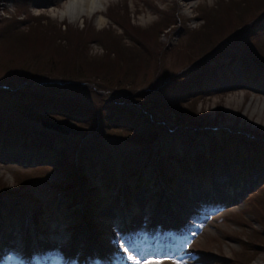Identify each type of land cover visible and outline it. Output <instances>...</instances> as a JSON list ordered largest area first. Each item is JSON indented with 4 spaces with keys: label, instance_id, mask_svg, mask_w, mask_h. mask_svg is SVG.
Instances as JSON below:
<instances>
[{
    "label": "rangeland",
    "instance_id": "1",
    "mask_svg": "<svg viewBox=\"0 0 264 264\" xmlns=\"http://www.w3.org/2000/svg\"><path fill=\"white\" fill-rule=\"evenodd\" d=\"M63 1L66 0H0V85L16 84L18 77H25L30 82L22 90L67 93L76 109L86 111L90 108L94 114L101 113L103 117L105 114L104 119L111 124L130 127L134 124L131 116L135 112L139 118L146 114L150 122L156 118L165 120L168 129L159 136L157 142L160 144L147 145L121 140L119 137L125 138L124 131L119 134L91 133L87 139L83 135L84 140L78 133L58 137L44 129L40 119L25 111L29 107L30 110L37 108L43 98L25 95L35 102L31 106L28 100L19 98L18 95H22L20 89L12 94H0V225L3 229L0 233V264H13V261L14 264H39L42 259L46 261L44 264H67V253L73 254V264L83 258L90 260L85 264H92L94 260H98V264H122L109 250L123 248L129 252L131 246L134 252L136 246L141 248L145 236L133 226L143 224L148 229L152 225L157 235L164 228L173 232L163 223L155 225L154 219L160 208L170 209L168 201H158L155 213L149 211L143 217L142 205L139 207L135 199L140 201L145 193L137 189L131 194L133 182L144 170L152 171L158 150L164 159L171 156L177 162V158L186 156L185 153L193 150L197 153L199 148L195 150V145L201 148L204 144H213L219 151L227 145V151L219 155L221 166L226 164L237 174L236 178H247L248 182L257 168L261 172L259 179L252 180V186L240 196L233 194L235 183L225 180L227 185L224 182L220 187L224 189L226 185V191L221 195L225 200L228 197L227 204L215 215H209L205 210V215L190 221L192 236L187 238L186 246L198 252L186 255H181L183 251L146 252L140 258L137 254L136 264L146 261L190 264L189 257L195 254L203 260L202 264H256L257 260L264 264V163L258 159L259 147L256 151L251 150L253 146L264 144V111L252 112L255 104H264V77H256L247 54L238 53L235 47L233 51L230 49L233 59L230 65L198 61L201 55H206L204 50L213 36H228L242 25L247 26V22H251L247 27L253 37L249 35L246 40L236 42L247 48L245 51L249 54L257 48L264 50V16L263 24L255 23L257 15L264 10V0H211V3L209 0H108L101 12L102 23H98V13L75 20L54 15L51 8L61 7ZM119 21L124 25L118 24ZM204 69L205 75L202 74ZM193 73L194 77L206 78L198 86L200 93H206L200 98L194 86L197 81L191 79ZM31 77H34L32 81ZM59 77L82 82L78 86L70 85L68 89L46 86L50 83L46 79ZM184 77L187 78L184 80ZM217 78L221 84L212 86L219 82ZM230 78L234 80L231 82ZM96 82L108 88L102 93ZM155 83L167 85L166 90L157 95L161 97L165 93L175 98L172 101L178 100L181 114L185 113L183 119L177 120L175 112L165 102L155 104L126 98V93L152 88ZM74 87L83 94L84 89H89L90 96L76 95ZM153 92L156 94L157 91ZM191 92L198 98L193 100ZM149 95L143 97L150 99ZM53 101L57 104V100ZM45 105L50 106V102L47 100ZM126 108H131L132 112L126 113ZM33 112L36 114L35 110ZM58 113L48 116L60 118ZM44 114L41 111L39 116ZM68 121L72 124L71 119ZM175 124L183 126L181 136L179 132L171 131L170 127L176 128ZM82 129L92 131L89 127ZM130 135L132 133H128ZM233 139L235 142L229 144ZM72 144H79L76 145L80 152L76 165H67L64 171L54 167L69 162L66 150L70 148L65 146ZM208 145L204 146L207 148ZM259 149L264 150V146ZM206 154L215 157V151ZM157 164L160 168L161 163ZM75 168L82 172L77 181L68 178ZM160 174L166 179L167 172L160 171ZM61 177H66L64 181L71 185L77 182L73 190L72 187L67 190L56 186ZM26 182L29 186L18 193L19 184L22 186ZM80 194L95 199L84 201ZM130 196H133L135 205L131 207L135 211H131L132 215L119 216L116 221L109 200L119 201L126 207ZM70 201L80 205L69 208L66 204ZM179 204L174 207V218H185L188 210L199 214L194 206L201 205L202 201L191 197ZM72 212L79 217L76 222L65 219ZM35 225L45 232H37ZM70 225H81V229L76 230L77 239L71 242L67 239L72 233L66 228ZM91 235L104 248L99 252L104 253L105 261L96 259L98 248L94 243L91 248ZM158 240L159 237L153 238V242ZM47 245L59 252L50 254ZM87 250L89 252L84 253ZM50 255H54L53 258Z\"/></svg>",
    "mask_w": 264,
    "mask_h": 264
},
{
    "label": "trees",
    "instance_id": "2",
    "mask_svg": "<svg viewBox=\"0 0 264 264\" xmlns=\"http://www.w3.org/2000/svg\"><path fill=\"white\" fill-rule=\"evenodd\" d=\"M240 19H242V18H240ZM240 19H238V20H240ZM240 22H242V21H240ZM118 24L124 25V23L122 21H119ZM249 35L251 37H253L250 34V32H248L247 29H242V31H236V30L233 31L231 33V38H229V37L226 38V36H224L223 38H220L222 36H220V37L213 36L212 40L207 43L206 48H205V45L201 48V50H203L205 48L204 54H206V55L205 56L201 55L198 58V61L200 63H204L208 59L209 61L215 60L216 62H220V61H227L228 60V62H229L231 59V56H230L231 41L236 42L239 39L246 40L249 37ZM191 36L193 37V35H191ZM246 43L251 45V46H254L253 44H251L249 42H246ZM244 49L246 50L247 48H244ZM251 52L252 53H250V59H252V65L255 68H257L259 71H264V65H263L264 64V58L262 57V55H264V50L257 48L256 51H251ZM164 83H162L163 85L155 83L156 85H154L153 90L141 89L139 91L136 90L133 93L128 92V93H126V98L129 101H131V99H133V100L140 99L143 101L144 100L145 101H151V102H154L155 104H160V103L165 102V103H167V105L170 108L166 104H162V105H164L167 108L174 111L175 112L174 117L180 121L181 119H183V116L185 115V113H184V115L181 114L182 113L181 108H179L180 106L177 105L179 103V101L178 100L172 101V99H175V98L169 96L168 94L164 95L165 93H163L161 97H158V95H157L160 92H163L164 90H166L167 85ZM168 84H171V83H168ZM97 86H100L99 88H102V89L108 88L106 85H103L100 83H97ZM153 91H157L156 94ZM147 93L151 94V95H149L150 99L148 98V96L143 97V95H145ZM98 95L100 96L101 93H98ZM195 98L196 97L194 96L193 100ZM98 101H100V99ZM132 104H134V103H132ZM63 107L65 108L63 111H65L64 113L66 116H70V117L73 116L74 119L81 121L80 124H82V125H84V124L88 125L89 124L91 127L94 126L98 129H100V131H103L102 121H104V120H102L101 113H99V114L97 113L95 116L94 115L92 116V112H90L91 111L90 110L89 111L90 114H88L87 111L84 112L83 114H79V112H80L79 110L75 111V110H69L68 109V101L64 102ZM129 109H131V108H129ZM137 119H141V121L140 122L138 121L136 128L132 129L133 134L128 136V133H124L122 135L125 136V138L128 140L136 141L137 144H139V145L160 144V142H157L159 136L162 133H164L165 129H168L167 126L165 125L164 121L162 119L156 118L155 121L152 120L150 122L148 117L146 116V114L142 118L137 117ZM179 124H181V123H179ZM171 131H177V132H179V134L181 136L183 134V132H182L183 126L181 125L175 129L173 127H171ZM159 151L161 152V150H158L157 152H159ZM169 157L170 158L166 160L167 164H170V162L171 163L174 162V158H172L171 156H169ZM129 210H131V209H129Z\"/></svg>",
    "mask_w": 264,
    "mask_h": 264
},
{
    "label": "bare ground",
    "instance_id": "3",
    "mask_svg": "<svg viewBox=\"0 0 264 264\" xmlns=\"http://www.w3.org/2000/svg\"><path fill=\"white\" fill-rule=\"evenodd\" d=\"M107 2H108V0H66V1L62 2L61 7L51 8V11H53L54 15L57 14L61 18L67 17L71 20L78 19L79 17L84 16V15L91 16L93 13H98V17H97L98 23H102V21L104 19L102 18L101 12H102V10H104ZM256 111H258L259 113L264 111V104H260V106L255 104L252 112H256ZM263 115H264V113H263ZM175 227H177L181 230H185V229H187L188 224L183 225V226H175ZM143 235L145 237L147 236V234H143ZM95 244H97V243H95ZM54 248L55 247H53L51 249L50 247H48L47 252H49L50 254H52V252H54V254L58 253L59 252L58 249L53 250ZM97 248L100 251L104 250V248L100 247L99 245H97ZM29 252H30V250H29ZM109 252L111 255L115 254L119 258H121L122 264H136V255H133V254H130L126 251H123L120 248H116L114 250H109ZM109 252L106 251V253H109ZM69 254L68 253L65 254V256H68V261L73 258V254H71V253H69ZM50 256H51L50 258H53L54 255H50ZM105 260H106V258L104 257L103 261H105ZM11 261H13V260L11 259ZM261 262H262L261 260H257L256 264H261ZM85 263H90V261L84 259V260H81L78 264H85ZM13 264H14V261H13ZM39 264H43V263L41 262ZM67 264H68V262H67Z\"/></svg>",
    "mask_w": 264,
    "mask_h": 264
},
{
    "label": "water",
    "instance_id": "4",
    "mask_svg": "<svg viewBox=\"0 0 264 264\" xmlns=\"http://www.w3.org/2000/svg\"><path fill=\"white\" fill-rule=\"evenodd\" d=\"M43 124L46 127L58 130V131H60L62 133H65V134H69L70 133V130L68 128L64 127L62 124H60V123H58L56 121L43 122Z\"/></svg>",
    "mask_w": 264,
    "mask_h": 264
},
{
    "label": "snow or ice",
    "instance_id": "5",
    "mask_svg": "<svg viewBox=\"0 0 264 264\" xmlns=\"http://www.w3.org/2000/svg\"><path fill=\"white\" fill-rule=\"evenodd\" d=\"M145 264H158V262L146 261Z\"/></svg>",
    "mask_w": 264,
    "mask_h": 264
},
{
    "label": "clouds",
    "instance_id": "6",
    "mask_svg": "<svg viewBox=\"0 0 264 264\" xmlns=\"http://www.w3.org/2000/svg\"><path fill=\"white\" fill-rule=\"evenodd\" d=\"M209 2L211 3V0H209Z\"/></svg>",
    "mask_w": 264,
    "mask_h": 264
}]
</instances>
